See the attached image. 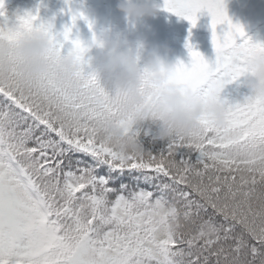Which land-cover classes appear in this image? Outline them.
<instances>
[{"label": "snow or ice", "instance_id": "1", "mask_svg": "<svg viewBox=\"0 0 264 264\" xmlns=\"http://www.w3.org/2000/svg\"><path fill=\"white\" fill-rule=\"evenodd\" d=\"M163 7L193 26L202 10L211 17L215 59L188 43L189 63L178 61L170 76L204 98L264 47L243 38L224 0ZM0 16V39H19ZM12 23L47 32L53 56L70 39L71 28L57 39L38 12ZM89 47L76 38L68 49L83 76L75 93L50 76L0 78V264H264V97L224 104L222 125L203 116L193 136L125 157L99 134L115 113L93 94L103 90L84 71Z\"/></svg>", "mask_w": 264, "mask_h": 264}, {"label": "clouds", "instance_id": "2", "mask_svg": "<svg viewBox=\"0 0 264 264\" xmlns=\"http://www.w3.org/2000/svg\"><path fill=\"white\" fill-rule=\"evenodd\" d=\"M118 8L127 16H154L159 6L154 0H119ZM21 31L19 39H0V78L7 79L15 71L25 80L52 77L56 84L69 92H77L83 84L81 69L75 54L67 50L51 54L52 43L45 31ZM264 45L262 43H257ZM85 72L94 74L105 100L114 109L99 126L102 139L114 150L127 157L146 152L139 134H152L153 140L168 141L174 136L191 137L202 130L201 118L207 116L216 125L224 123L225 105L218 89L211 97L170 82L175 64L168 62L158 51L141 55L126 40L107 32L91 41ZM87 52V53H88ZM245 84L264 97V47L257 48L246 60ZM147 125V127H146ZM155 126L153 129L152 126Z\"/></svg>", "mask_w": 264, "mask_h": 264}, {"label": "rangeland", "instance_id": "3", "mask_svg": "<svg viewBox=\"0 0 264 264\" xmlns=\"http://www.w3.org/2000/svg\"><path fill=\"white\" fill-rule=\"evenodd\" d=\"M28 1L35 2L36 0ZM55 1L61 6L62 12L47 13V16L52 27H54L52 30H57L58 35L62 36V38L64 28L69 27L71 28L70 38H79L83 43L87 44L92 41L93 36L96 37L98 35L104 24L109 22H117L118 24L124 23L125 30L134 32V35L139 36L140 39H143L149 44L148 47L152 51H158L168 62L176 64L178 61H183L187 64L190 61L189 49L186 44L177 41H175L177 45L175 43L173 44L172 41L169 40L171 37L161 29L157 17L159 13L154 16H145L141 18L127 17L117 6L119 0ZM154 2L157 5L161 3L160 0H154ZM224 3L228 17L232 19L234 15H237L232 22L242 25L244 33L248 31L246 30L248 27L257 26L255 30L249 33V37L254 43L264 44V23L257 24L258 22L256 20L257 15L260 16L264 12V0H224ZM74 13L77 14L75 22H73L72 19ZM80 13L83 15H79ZM198 14L204 16L203 25L211 28V17L207 10H202ZM38 15L39 19L44 21L43 15ZM189 24L191 28L189 34L186 36V40L189 41V39L192 38L190 44L194 45L196 30L199 24L196 23L195 26L191 23ZM198 42V46L195 50L201 52L209 61H213L215 59V52L211 42V29L209 34L198 37ZM131 47L134 51L143 55V47L140 44H134ZM242 78L243 75L230 83H226L221 90L220 97L229 93H232L233 96L239 94H242L239 96H244L245 93L252 92L250 90H240V88L245 85V80ZM144 135L145 134H143V136ZM144 138L146 137L144 136ZM146 140L150 139L146 138ZM163 146L164 145L160 147Z\"/></svg>", "mask_w": 264, "mask_h": 264}, {"label": "trees", "instance_id": "4", "mask_svg": "<svg viewBox=\"0 0 264 264\" xmlns=\"http://www.w3.org/2000/svg\"><path fill=\"white\" fill-rule=\"evenodd\" d=\"M21 6H19L16 2H12L11 5L9 6V8L5 11V14L7 15L8 18L13 19L17 15L21 14L23 12V10L26 9L24 7V9L22 10ZM3 19H4V17L0 16V21H2ZM240 90L241 91H244V90H250L251 91V89H249L247 86H244V87L240 88ZM239 95H242V94H239ZM239 95L233 96L232 93L225 94L224 96L221 97V100H222V102L225 105L235 104V103H238V102L239 103H243L248 97L253 96L254 93L253 92L245 93L244 94L245 98H244V96H239ZM146 127H147V125H146ZM152 127H153V129L155 128V126H152ZM143 134H144V132L142 131L139 134V139L143 143L144 148H145L146 151L157 149L158 147H160L162 145H165L167 143V141L153 140L151 133L149 135H144L147 139H150V140H146V138H144ZM82 158L85 159V160H89V162H90V158L89 157L84 156Z\"/></svg>", "mask_w": 264, "mask_h": 264}]
</instances>
